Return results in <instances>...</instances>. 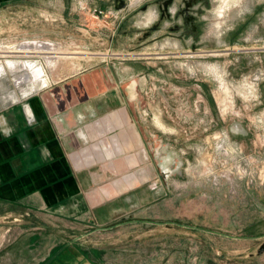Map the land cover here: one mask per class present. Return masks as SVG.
Wrapping results in <instances>:
<instances>
[{
  "label": "rangeland",
  "instance_id": "obj_1",
  "mask_svg": "<svg viewBox=\"0 0 264 264\" xmlns=\"http://www.w3.org/2000/svg\"><path fill=\"white\" fill-rule=\"evenodd\" d=\"M124 1L0 5V44L55 43L66 57L47 66L51 81L86 71L128 148L79 165L83 221L0 200V252L42 231L118 264H264V0H230L221 15L222 0ZM8 71L0 110L39 91Z\"/></svg>",
  "mask_w": 264,
  "mask_h": 264
},
{
  "label": "crops",
  "instance_id": "obj_2",
  "mask_svg": "<svg viewBox=\"0 0 264 264\" xmlns=\"http://www.w3.org/2000/svg\"><path fill=\"white\" fill-rule=\"evenodd\" d=\"M22 1L30 0H0V5ZM85 72L61 77L0 110L1 201L38 205L81 221L92 213L79 165L96 152L114 159L128 148L113 137L124 127L121 113L100 114L107 97L97 96ZM109 134L107 147L100 139ZM110 255L105 247L73 243L64 235L27 231L0 252V264H118Z\"/></svg>",
  "mask_w": 264,
  "mask_h": 264
},
{
  "label": "bare ground",
  "instance_id": "obj_3",
  "mask_svg": "<svg viewBox=\"0 0 264 264\" xmlns=\"http://www.w3.org/2000/svg\"><path fill=\"white\" fill-rule=\"evenodd\" d=\"M222 1H223L222 4L223 6L218 10V13L220 15L222 14L225 6L226 8L227 6L230 7L229 5L230 0H222ZM34 43L36 44L34 45ZM62 57H66V56L65 53L61 51L59 48H54V49L45 48V46H39V43L37 41L35 42V40H25L20 43L17 42L14 44L1 43L0 71L4 72L5 74V72L10 73L8 71L10 69V71H12V74H14V83L16 86H20L22 83L30 82L32 85L31 87L32 90H38V89L41 90L42 88H45L48 85L50 86V84L52 83L50 76L47 72V66L57 58H62ZM31 92L27 94L30 95L32 94ZM24 95L26 94H23V96ZM14 99L15 100L13 101V103L16 102L18 103L22 100L16 97H14ZM29 114H31V112Z\"/></svg>",
  "mask_w": 264,
  "mask_h": 264
},
{
  "label": "built area",
  "instance_id": "obj_4",
  "mask_svg": "<svg viewBox=\"0 0 264 264\" xmlns=\"http://www.w3.org/2000/svg\"><path fill=\"white\" fill-rule=\"evenodd\" d=\"M94 13L96 14L97 17H101L104 15V11L102 9H95ZM39 43V46H45V48H49V49H54L55 48V43L53 42H49L46 40H35V42ZM36 43H34L35 45ZM13 81H14V77H13Z\"/></svg>",
  "mask_w": 264,
  "mask_h": 264
},
{
  "label": "water",
  "instance_id": "obj_5",
  "mask_svg": "<svg viewBox=\"0 0 264 264\" xmlns=\"http://www.w3.org/2000/svg\"><path fill=\"white\" fill-rule=\"evenodd\" d=\"M125 1L124 0H116V7L121 8L124 7Z\"/></svg>",
  "mask_w": 264,
  "mask_h": 264
},
{
  "label": "flooded vegetation",
  "instance_id": "obj_6",
  "mask_svg": "<svg viewBox=\"0 0 264 264\" xmlns=\"http://www.w3.org/2000/svg\"><path fill=\"white\" fill-rule=\"evenodd\" d=\"M117 149H119V147L117 146ZM120 150H122L121 146H120ZM112 151V150H111Z\"/></svg>",
  "mask_w": 264,
  "mask_h": 264
}]
</instances>
